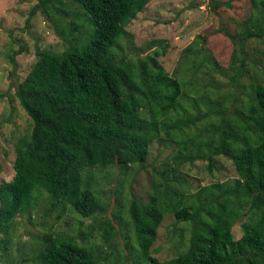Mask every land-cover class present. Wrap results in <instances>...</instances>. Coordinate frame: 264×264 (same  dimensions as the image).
Returning <instances> with one entry per match:
<instances>
[{"label":"trees","instance_id":"obj_1","mask_svg":"<svg viewBox=\"0 0 264 264\" xmlns=\"http://www.w3.org/2000/svg\"><path fill=\"white\" fill-rule=\"evenodd\" d=\"M150 1L72 0L80 9L76 11L61 0H38L31 9V15L39 9L47 14L66 47L56 53L35 45V61L15 89L32 127L15 145L14 175L0 184L4 248L13 217L31 211L38 193H45L51 206L66 205L82 217H93L102 210L93 168L116 166L126 172L143 164L149 144L161 132L173 137L174 128L208 120L206 130L211 128V135L202 137L203 130L186 132L166 170L174 172L198 159H206L210 169L214 155H223L236 172L232 185H204L201 200H188L171 187L165 188L164 196H177L175 203H164L157 189L147 202L132 197L127 212L137 240L135 264H264V83H252L250 98L237 104L233 114L209 105L203 112L197 108L194 114L168 123L173 111H182L181 100L189 98L179 78L156 60L164 46L134 61L122 53L119 42L126 35L125 26ZM219 4L230 6L229 0L210 3ZM251 9L242 31L220 29L238 45L232 58L242 61L245 43L264 37V0H251ZM199 39L206 41L205 36ZM196 41L182 49L177 69L201 70L210 61L212 68H218L215 57H206ZM10 59L14 61L13 56ZM240 74L241 68L232 81ZM244 208L247 219L235 238L230 222ZM116 212L115 219L121 217V209ZM165 212L178 222H190L192 229L186 252L159 260L152 256L151 246ZM102 221L106 238L121 228L106 216ZM38 246L34 264L99 262L87 244L60 234L44 233Z\"/></svg>","mask_w":264,"mask_h":264},{"label":"rangeland","instance_id":"obj_2","mask_svg":"<svg viewBox=\"0 0 264 264\" xmlns=\"http://www.w3.org/2000/svg\"><path fill=\"white\" fill-rule=\"evenodd\" d=\"M61 1L65 7L80 11L72 0ZM212 1L227 0H151L125 26L126 35L120 38L122 53L134 61L164 46V53L156 60L168 74L179 78L189 98L181 100L182 111H173L168 123L185 114H194L197 108L203 112L209 105L225 109L228 115L233 114L237 104L250 98V85L255 81L264 83V37L245 43L242 61L232 58L238 45L220 31L224 28L233 33L242 31L252 10L251 0H229L230 6L219 4L216 7L210 5ZM37 2L0 0V184L14 175L15 145L31 131L32 121L20 105L15 89L35 61V45L56 53L66 47L43 10L30 14ZM66 20L69 22L71 18L66 17ZM202 36L206 37L204 43L199 39ZM194 41L206 57L210 54L215 57L218 68H212L210 64L215 67L214 62L209 60L210 64L205 62L201 70L177 69L182 49ZM239 68L243 74L238 75L236 82L232 81L231 77ZM208 124L207 120L189 128H174L171 131L176 136L173 137L161 132V136L149 144L143 164H134L126 172L116 166L93 168L95 189L102 207L93 217H82L66 205L51 206L47 195L38 193L31 211L25 209L13 217L5 237L6 248L0 241V264H34L41 237L49 232L87 244L99 257L98 264H135L137 240L127 212L132 197L147 202L157 189L162 193L164 203H175L177 196H164L165 188L171 187V190L185 193L190 197L188 200H201L199 191L204 185L215 182L232 185L236 172L232 162L223 155H214V166L210 169L206 159H198L184 163L174 172L166 170L171 156L181 148L179 140L187 137L186 132L192 134L203 130L202 137L209 136L212 129L206 130ZM203 148V151L208 149ZM117 201H120L119 206ZM118 208L121 217L115 219L113 215L118 213ZM245 209L238 211L235 220L230 222L235 238L240 237L241 224L247 219ZM104 216L121 227L110 238L103 235ZM191 229L190 222H178L172 213L165 212L151 246L152 256L163 260L186 252Z\"/></svg>","mask_w":264,"mask_h":264}]
</instances>
